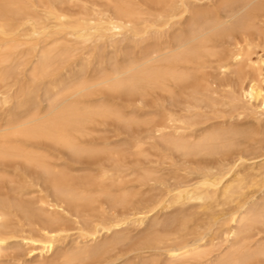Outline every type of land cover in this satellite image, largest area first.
Listing matches in <instances>:
<instances>
[{
    "label": "bare ground",
    "instance_id": "obj_1",
    "mask_svg": "<svg viewBox=\"0 0 264 264\" xmlns=\"http://www.w3.org/2000/svg\"><path fill=\"white\" fill-rule=\"evenodd\" d=\"M251 33L264 41V0H0V264L145 251L140 264H264V86L242 74ZM99 93L158 95L163 116L88 102ZM34 100L45 103L29 113ZM95 116L133 140L89 146ZM92 156L102 162L84 172Z\"/></svg>",
    "mask_w": 264,
    "mask_h": 264
},
{
    "label": "rangeland",
    "instance_id": "obj_2",
    "mask_svg": "<svg viewBox=\"0 0 264 264\" xmlns=\"http://www.w3.org/2000/svg\"><path fill=\"white\" fill-rule=\"evenodd\" d=\"M218 1V0H217ZM255 35V33H251L248 37H249V39L251 40L250 42H251V46H250V50L252 51H250L249 50V56H250V61L248 62V64L246 65V67H243V71H242V74H243V76H245L244 77V83H247V80H249V81H252L253 83H255V84H262V86H264V60H262V62H257L258 61V57L259 56H261V59H264V58H262V57H264V49H262V48H264V41H262L261 39H260V41H259V36L257 35ZM251 35H252V37H251ZM255 37H257V38H255ZM255 41V42H254ZM243 44H245V42H242ZM254 45H253V44ZM258 44H259V46H258ZM252 45H253V47H252ZM262 45V46H261ZM252 47V48H251ZM262 47V48H261ZM255 50V51H254ZM250 52L252 53V54H250ZM254 58H255V60H256V63H255V60H254ZM257 58V59H256ZM253 61V62H252ZM97 67V65L95 64V65H92V67H89V68H87L86 67V70H88V71H85V73L84 74H91L92 73V70H94L96 67ZM77 69H74L72 72L71 71H69L70 72V74H69V72H66V73H64L63 74V78H62V76H61V80H65L66 78V81L67 80H69L70 78L72 79L74 76H75V74L77 75V73H79V72H81V71H76ZM84 72V71H83ZM75 73V74H74ZM65 75V76H64ZM68 75H70V76H68ZM80 75V74H79ZM73 76V77H72ZM26 77V78H25ZM66 77V78H65ZM69 77V78H68ZM20 78H21V81H22V83L24 84V86H27V84H28V72H27V70H25V71H23L22 72V74H21V76H20ZM248 81V82H249ZM44 86H48L47 85V83H45V84H43V87ZM55 89V88H54ZM40 93H42L41 91H40ZM108 95L110 96V97H108ZM111 95L112 96H114V98H112L111 97ZM96 96V97H95ZM117 96V97H116ZM156 97H158V95L156 96ZM154 95H153V98H149V100L151 99V101H148L147 99V103L144 101V102H140L139 100H137V101H135L134 100V98H127V97H125L124 95H113V94H107V93H103V96L101 95V93H99L98 95L96 94V95H94V96H92L90 99H88V102L89 103H92V104H97V103H100V102H103V103H105V104H108V105H110V106H115V107H118V108H122V110H123V112H125V113H127V114H131V113H133V116L134 117H138V119H139V121H143L142 119L140 120V118L141 117H143V119H144V122L145 121H151V122H158V121H160L161 120V118H162V114H161V112H158V111H154V109L156 108V107H154L153 105H150V103L149 102H153L154 101V98H156ZM122 99H123V101H122ZM124 99H126V100H124ZM128 99V100H127ZM132 100V101H131ZM37 102H38V100H34V101H32V103H31V105H33V106H31L29 109H28V111L27 112H31L32 113V111L33 112H38V111H40L41 109H42V106L44 105L43 103H45V102H42V104H37ZM154 103V102H153ZM131 104V105H130ZM152 104V103H151ZM136 105H138V106H136ZM149 105V106H148ZM140 106V107H139ZM141 106H143V107H141ZM150 106H153V107H150ZM34 107V108H33ZM134 107H135V110H134ZM120 108V109H121ZM137 108V109H136ZM140 108V109H139ZM158 109H159V107H157ZM34 109V110H33ZM139 110H141L140 111V113H138L139 112ZM143 111V112H142ZM153 111V112H152ZM137 112V113H136ZM146 112V113H145ZM149 112V113H148ZM144 113V114H143ZM129 114V115H130ZM246 114L247 115H251V112H250V109H248V110H246ZM253 114V113H252ZM132 115V114H131ZM144 115H146V116H144ZM154 117V118H153ZM98 118V119H97ZM104 118V119H103ZM109 118H112V117H99V116H95L94 118H93V120H92V122H90V123H88L87 125H86V129H87V131H88V133L89 134H87L84 138H83V140H84V142L87 144L88 143V145L89 146H95V147H100V146H103V145H105V142H106V144H109L110 143V145H114V144H124L125 142L127 143V142H130L131 140H133L132 139V137L133 136H130L128 133H127V127L123 124V123H121V122H118V121H114V120H116V119H109ZM147 118H148V120H147ZM154 120H153V119ZM94 119H96V120H94ZM153 120V121H152ZM251 119L249 118V117H247L246 119H245V123H249V121H250ZM149 121V122H150ZM96 122V123H95ZM94 123V124H93ZM92 125V126H91ZM118 125H119V128H118ZM141 125V126H140ZM90 126V127H89ZM124 126V127H123ZM135 126L136 125H133L132 126V129L133 128H135ZM124 129H123V128ZM126 127V128H125ZM144 128H145V125L143 126L142 124H139V125H137L136 126V128L134 129L136 132H139V131H142V130H144ZM136 129H139V131L138 130H136ZM117 130V131H116ZM124 131H125V134H124ZM117 132V133H116ZM91 134V135H90ZM89 135V136H88ZM262 138H264V136H262ZM105 141V142H104ZM262 141H264V140H262ZM107 142H109V143H107ZM262 143H264V142H262ZM40 146H42V147H44V149H46V150H48L51 154H53V156H55V157H57V155L56 154H58V157H60L61 159H63V160H65V159H67L66 161H71L70 160V158L71 157H69V155L68 154H65L64 152L65 151H63L62 149H58L57 147L55 148V147H52V146H50V145H48V143H44V144H40ZM50 146V147H49ZM53 148V149H52ZM55 149V150H54ZM59 151H61V152H59ZM62 154H63V156H62ZM62 156V157H61ZM66 156V157H65ZM64 157H65V159H64ZM68 157H69V159H68ZM87 159H84L83 158V165H84V167H85V170H84V172L87 170V172L88 171H92V172H96L95 170H97V168L99 167V165H100V163L102 162L101 161V159H102V157L100 158V156H98V158L96 157V156H92V157H86ZM95 159V160H94ZM82 160V159H81ZM91 160V162H89ZM96 162H94V161ZM264 161V155H262V156H260V157H258V158H256L255 159V161ZM252 161H254V159L253 160H247L246 161V163L247 164H249V163H252ZM88 166H87V165ZM93 169V170H92ZM68 227H73L74 225L72 224V223H68V225H67ZM130 228V229H129ZM128 228V230L130 231V233L131 234H133V235H138V233H139V229H135V228H133V227H129ZM76 231V228H71V230H70V232L72 233V232H75ZM6 252H8V251H5V253ZM134 253H132V252H130V253H127L125 256H124V262H123V264L125 263H127V264H140V261H141V259L142 258H145V259H147L148 261L150 260V258H154V256H153V254H152V251L150 252V251H145L142 255H139V254H134ZM156 257V256H155ZM163 257V255H160L159 256V258H161V260L163 259L162 258ZM125 258H126V260H125ZM156 258H158V257H156ZM159 261H160V259H159ZM151 262V260L149 261V263ZM152 263V262H151ZM154 263V262H153ZM154 264H156V263H154Z\"/></svg>",
    "mask_w": 264,
    "mask_h": 264
}]
</instances>
